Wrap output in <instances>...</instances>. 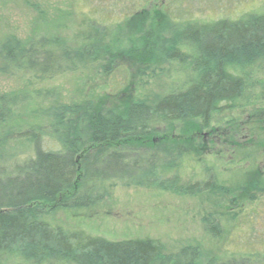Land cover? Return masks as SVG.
Segmentation results:
<instances>
[{
  "label": "trees",
  "instance_id": "obj_1",
  "mask_svg": "<svg viewBox=\"0 0 264 264\" xmlns=\"http://www.w3.org/2000/svg\"><path fill=\"white\" fill-rule=\"evenodd\" d=\"M95 22H84L92 32L75 36L74 48L46 36L26 44L7 40L0 48L2 72L42 83L91 66L112 70L123 52L121 39L100 38L106 26ZM147 23L135 26L139 36L130 38L124 53L142 64L157 60L176 66L179 74H192L185 86L172 87L154 102L95 108L90 101L62 105L51 100L54 105L42 113L46 124L20 129L17 113L28 98L0 96V264H264L260 258L203 261L197 248L168 254L159 241H110L49 222L57 209L91 207L116 186L155 187L183 196L213 191L211 179L203 188L163 178L180 158L176 139L168 136L179 127L187 133L208 130L216 116L251 104L262 85L256 76L264 70V13L202 26L170 22L165 28L152 21L145 29ZM13 120L15 134H10ZM22 143L29 154L9 156L7 150ZM204 227L212 235L220 231L212 216L204 219Z\"/></svg>",
  "mask_w": 264,
  "mask_h": 264
},
{
  "label": "rangeland",
  "instance_id": "obj_2",
  "mask_svg": "<svg viewBox=\"0 0 264 264\" xmlns=\"http://www.w3.org/2000/svg\"><path fill=\"white\" fill-rule=\"evenodd\" d=\"M253 12L264 13V0H0V48L9 39L26 44L35 36L58 38L74 48L75 36L92 32L85 28L89 19L105 24L100 38L108 34L123 45L110 71L91 66L42 83L3 73L0 58V96L28 98L17 113L20 129L46 124L42 113L54 104L90 101L95 108H116L134 100L154 102L172 87L185 86L192 74L126 55L130 38L139 36L135 26L145 21V29L152 21L165 28L170 22L202 26L242 20ZM156 48L162 50V44ZM139 49L143 54V47ZM256 78L262 85L256 86L251 104L216 116L208 130L187 133L179 127L167 135L176 139L180 158L163 178L178 177L182 184L203 188L211 179L213 191L183 196L155 187L116 186L91 207L57 209L50 224L110 241H159L168 254L197 248L203 261L264 260V70ZM14 125L13 120L10 134H15ZM15 145L7 150L9 156L29 154L23 143ZM211 216L219 225L217 236L204 227V219Z\"/></svg>",
  "mask_w": 264,
  "mask_h": 264
}]
</instances>
